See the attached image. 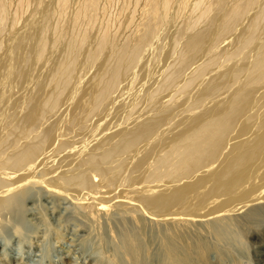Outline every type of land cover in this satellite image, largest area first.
I'll return each instance as SVG.
<instances>
[{
    "label": "bare ground",
    "instance_id": "obj_1",
    "mask_svg": "<svg viewBox=\"0 0 264 264\" xmlns=\"http://www.w3.org/2000/svg\"><path fill=\"white\" fill-rule=\"evenodd\" d=\"M98 1L79 2L76 23ZM174 1L145 2L136 32L112 48L116 60L105 74L88 75L87 53L77 51L51 75L46 93L43 73L31 76L46 48L33 22L26 34L0 40V216L30 182L72 198L95 223L131 215L137 232L123 236L131 264H150L155 243L164 264H207L204 241L193 238L198 227L257 228L264 217V0H196V19L167 49L161 22L179 2L183 10L190 5L178 0L172 8ZM88 38L83 32L75 46L83 50ZM110 38L102 34L88 48L93 65ZM146 222L160 231L147 234Z\"/></svg>",
    "mask_w": 264,
    "mask_h": 264
},
{
    "label": "rangeland",
    "instance_id": "obj_2",
    "mask_svg": "<svg viewBox=\"0 0 264 264\" xmlns=\"http://www.w3.org/2000/svg\"><path fill=\"white\" fill-rule=\"evenodd\" d=\"M83 1L68 0L62 6L60 0H0V7L3 5L6 7V17L4 16L6 20H3L0 31L1 43L14 33L26 34L32 22L33 25L30 27L35 26L37 31L35 39L38 40L42 36L46 42L45 53L43 52L38 63L37 60H33L31 73V76L43 73L44 78L40 84L42 93L52 91L54 82L51 81V75L61 71L65 64L68 65L77 51L87 53V59L84 55L81 56L84 61L80 57L78 59L84 62L81 64L86 67L85 69H89L88 75L91 71V74L97 71L98 79L100 75L105 74L116 60V51L113 49L122 46L136 32L143 5L147 0H139L138 4L137 0H99L96 13L92 11L95 15L87 11L86 18L84 15L76 18L77 24L76 12ZM176 1L178 0L174 3ZM194 1L196 0L188 1L190 5L186 6L189 7L185 8L186 10L180 9L179 1L178 4H172V8L176 4L177 7L170 9L168 18L166 16L161 22L158 33L164 38L166 34L169 36L168 40L165 38L167 49L168 45H171L169 41L181 34L196 19L198 12L193 10V5L197 1ZM91 17L93 20L90 22ZM15 20L16 23H13ZM27 21L31 23L28 25ZM83 32L88 34L89 40L83 45L82 50L79 43L77 46L75 44ZM102 34L111 37L110 45L103 58H99L100 63L95 62L93 65L88 58L91 55L88 48H92L95 38ZM69 54H72L71 58ZM36 75L35 78L32 77L30 83L32 89ZM123 92L125 89L121 91ZM28 184L25 185L24 195L18 199L19 202L0 216V264H111L113 260L112 264H131L124 248L123 237L126 232L129 234L137 232L135 220L131 215L113 212L115 215L103 217L104 219L95 223L87 211L72 198L36 182ZM260 221L257 228L248 233L241 224L234 225L231 222L216 225L210 223L211 226L214 225V231H210L207 225H201L195 232L197 236L193 238L199 237L204 241L207 264H264V217ZM144 224L145 227L148 226L147 222ZM149 226L147 231L145 228V232L152 236L161 229L158 227L159 230L155 231L156 227H153V231ZM158 247L159 244L153 245L152 250L155 252L152 253H156L157 256H152L150 264H164L158 256ZM138 258L143 259V255H139Z\"/></svg>",
    "mask_w": 264,
    "mask_h": 264
}]
</instances>
